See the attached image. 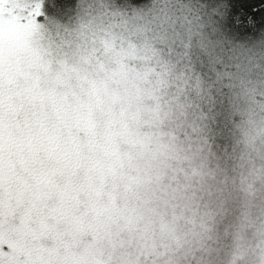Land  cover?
<instances>
[{
  "label": "snow or ice",
  "instance_id": "snow-or-ice-1",
  "mask_svg": "<svg viewBox=\"0 0 264 264\" xmlns=\"http://www.w3.org/2000/svg\"><path fill=\"white\" fill-rule=\"evenodd\" d=\"M70 3L0 0V264H176L175 254L121 239L155 214L141 189L155 181L158 198L180 210L173 230L198 225L202 247L227 234L239 206L264 203V169L249 167L264 121L238 122L244 81L229 71L242 43L224 28L222 0L210 9ZM178 136L199 164L163 183L142 161ZM251 255L238 250L233 264Z\"/></svg>",
  "mask_w": 264,
  "mask_h": 264
},
{
  "label": "clouds",
  "instance_id": "clouds-1",
  "mask_svg": "<svg viewBox=\"0 0 264 264\" xmlns=\"http://www.w3.org/2000/svg\"><path fill=\"white\" fill-rule=\"evenodd\" d=\"M179 3L194 7L195 0H178ZM237 59L233 62L234 66L229 71H238L244 81V91L241 96L240 105L243 115L238 122H247L249 118L256 121H264V108L256 107L253 112L249 111L250 101L254 98L264 96V37L253 41L251 44H241L235 53ZM157 58L167 59V53L157 51ZM155 62V61H153ZM228 81L225 80V84ZM170 125H165V131L169 130ZM163 145L159 148L153 147L152 155L142 163L149 166L153 175L159 174L164 177L163 183H167L166 177L171 175V170L175 167L183 166L191 169L199 164V160L193 157L192 150L189 149L188 141L181 137L172 140L170 137L163 138ZM183 157L187 155L193 157L191 160L176 159L177 152ZM246 151L245 144L241 142L235 145V154L238 157ZM252 164L257 169H264V143H258L256 150L251 153ZM239 162V161H237ZM154 183L140 190V195L144 200L150 201L146 206L155 209V214H148L149 219L141 221L136 226V231L129 232L121 229V239L126 245H130V250L135 251L137 246L148 244L149 248L154 245L159 252L167 251L175 254L176 264H233V256L238 250H248L252 253L246 260L237 259L236 264H261V257L264 256V203L257 202L259 207L247 208L243 204L235 210L234 226L225 234L220 231L218 238L204 241L201 246L200 240L195 233L199 231L198 225L184 223L181 221L173 230V212L179 213L171 204H165L163 199H159V193L153 192L157 188ZM249 213L250 220L244 219V213ZM169 223L168 228L161 226V221ZM14 223V221H12ZM147 227V231H145ZM193 250L195 259L184 258L186 251ZM141 264H152L150 259L142 260ZM163 264V262H161Z\"/></svg>",
  "mask_w": 264,
  "mask_h": 264
},
{
  "label": "trees",
  "instance_id": "trees-1",
  "mask_svg": "<svg viewBox=\"0 0 264 264\" xmlns=\"http://www.w3.org/2000/svg\"><path fill=\"white\" fill-rule=\"evenodd\" d=\"M117 3L146 8L151 6L152 0H117ZM216 3L217 0H195L194 7L207 5L210 9ZM222 3L226 6L224 28L229 37L242 44H251L264 37V0H222ZM75 5L76 0H71L70 8L74 10ZM67 15L61 16V19L67 21Z\"/></svg>",
  "mask_w": 264,
  "mask_h": 264
},
{
  "label": "rangeland",
  "instance_id": "rangeland-1",
  "mask_svg": "<svg viewBox=\"0 0 264 264\" xmlns=\"http://www.w3.org/2000/svg\"><path fill=\"white\" fill-rule=\"evenodd\" d=\"M69 15H72V13L68 14L66 17H68Z\"/></svg>",
  "mask_w": 264,
  "mask_h": 264
}]
</instances>
